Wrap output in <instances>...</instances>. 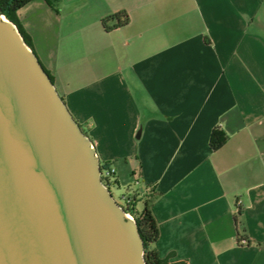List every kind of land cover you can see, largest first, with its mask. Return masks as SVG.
Segmentation results:
<instances>
[{
	"label": "crops",
	"instance_id": "crops-1",
	"mask_svg": "<svg viewBox=\"0 0 264 264\" xmlns=\"http://www.w3.org/2000/svg\"><path fill=\"white\" fill-rule=\"evenodd\" d=\"M18 18L112 184L138 212L152 199L158 256L264 264V0H35Z\"/></svg>",
	"mask_w": 264,
	"mask_h": 264
},
{
	"label": "water",
	"instance_id": "water-1",
	"mask_svg": "<svg viewBox=\"0 0 264 264\" xmlns=\"http://www.w3.org/2000/svg\"><path fill=\"white\" fill-rule=\"evenodd\" d=\"M100 176L91 139L0 14V264H146Z\"/></svg>",
	"mask_w": 264,
	"mask_h": 264
},
{
	"label": "trees",
	"instance_id": "trees-1",
	"mask_svg": "<svg viewBox=\"0 0 264 264\" xmlns=\"http://www.w3.org/2000/svg\"><path fill=\"white\" fill-rule=\"evenodd\" d=\"M35 0H0V14L8 19L11 23L16 25L22 34L26 43L30 46L28 39L25 37L18 18V12L31 2ZM62 0H45L47 5L53 10H57V6ZM129 23V15L125 11H121L110 16L105 17L102 20V25L105 31L111 32L117 28L123 27ZM227 140V136L224 132L219 129H214L210 137V147L213 150H218L221 148ZM104 166H109L103 164ZM152 199H147L144 202V208L138 212L134 207V201L132 200L131 213L136 221L140 235L144 242V257L146 264H169L168 258L161 259L154 245L159 238V228L157 222L151 211ZM241 214L238 211V216ZM240 243V242H239Z\"/></svg>",
	"mask_w": 264,
	"mask_h": 264
},
{
	"label": "built area",
	"instance_id": "built-area-1",
	"mask_svg": "<svg viewBox=\"0 0 264 264\" xmlns=\"http://www.w3.org/2000/svg\"><path fill=\"white\" fill-rule=\"evenodd\" d=\"M116 174V170L115 168H113L112 166H104L103 164H101V180L103 182L104 185H106L109 189L110 186L112 185V180L115 177ZM139 182H136V185H138ZM124 205H120L125 211H126V215L130 218V219H134L131 213V208H132V198L130 196L124 195L123 196Z\"/></svg>",
	"mask_w": 264,
	"mask_h": 264
},
{
	"label": "rangeland",
	"instance_id": "rangeland-1",
	"mask_svg": "<svg viewBox=\"0 0 264 264\" xmlns=\"http://www.w3.org/2000/svg\"><path fill=\"white\" fill-rule=\"evenodd\" d=\"M110 190L115 198V200L120 204V205H124V199L123 196L126 194L128 188L127 186L124 187V185H121V187H117L116 185L112 184L110 186ZM138 209H140V206H138Z\"/></svg>",
	"mask_w": 264,
	"mask_h": 264
}]
</instances>
